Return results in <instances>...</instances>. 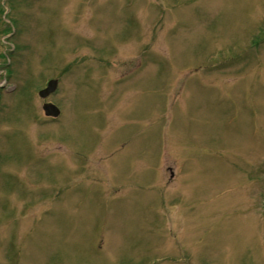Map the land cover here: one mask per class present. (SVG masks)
Segmentation results:
<instances>
[{"label": "rangeland", "instance_id": "1", "mask_svg": "<svg viewBox=\"0 0 264 264\" xmlns=\"http://www.w3.org/2000/svg\"><path fill=\"white\" fill-rule=\"evenodd\" d=\"M0 264H264V0H0Z\"/></svg>", "mask_w": 264, "mask_h": 264}, {"label": "water", "instance_id": "2", "mask_svg": "<svg viewBox=\"0 0 264 264\" xmlns=\"http://www.w3.org/2000/svg\"><path fill=\"white\" fill-rule=\"evenodd\" d=\"M58 81L50 80L47 87L42 89L39 94L41 97H47L50 93L54 92L57 88ZM44 110L47 115L58 116L60 114V109L53 103L44 104Z\"/></svg>", "mask_w": 264, "mask_h": 264}]
</instances>
